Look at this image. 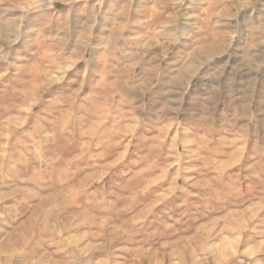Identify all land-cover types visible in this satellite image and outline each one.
I'll list each match as a JSON object with an SVG mask.
<instances>
[{
    "label": "rangeland",
    "instance_id": "obj_1",
    "mask_svg": "<svg viewBox=\"0 0 264 264\" xmlns=\"http://www.w3.org/2000/svg\"><path fill=\"white\" fill-rule=\"evenodd\" d=\"M0 264H264V0H0Z\"/></svg>",
    "mask_w": 264,
    "mask_h": 264
},
{
    "label": "bare ground",
    "instance_id": "obj_2",
    "mask_svg": "<svg viewBox=\"0 0 264 264\" xmlns=\"http://www.w3.org/2000/svg\"><path fill=\"white\" fill-rule=\"evenodd\" d=\"M107 41V40H106ZM243 80V79H242Z\"/></svg>",
    "mask_w": 264,
    "mask_h": 264
}]
</instances>
